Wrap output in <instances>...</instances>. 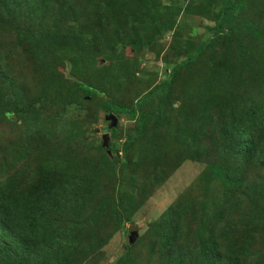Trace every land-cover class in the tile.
Listing matches in <instances>:
<instances>
[{
  "label": "rangeland",
  "instance_id": "374dc122",
  "mask_svg": "<svg viewBox=\"0 0 264 264\" xmlns=\"http://www.w3.org/2000/svg\"><path fill=\"white\" fill-rule=\"evenodd\" d=\"M225 3L0 0V189L95 185L46 264H264V0Z\"/></svg>",
  "mask_w": 264,
  "mask_h": 264
},
{
  "label": "trees",
  "instance_id": "16d2710c",
  "mask_svg": "<svg viewBox=\"0 0 264 264\" xmlns=\"http://www.w3.org/2000/svg\"><path fill=\"white\" fill-rule=\"evenodd\" d=\"M235 1L227 0L223 8L224 11L227 5L232 4L231 18L239 11ZM222 18L220 16L219 19ZM165 87L166 85L162 88L156 87L149 95L162 96ZM81 88L91 91L88 85H81ZM107 107L117 108L130 116L135 113L143 115L141 104L130 109L112 106L110 103H107ZM247 124L249 122H246L245 126ZM26 155L27 153H24L13 161L18 163ZM55 156L57 157L56 154ZM4 166L6 169L12 168L14 163L10 165L5 162ZM16 173L14 170L11 174L13 176ZM17 181L15 183L19 185ZM94 186L92 177L73 164V161L63 158L61 161L42 163L38 176L25 189L21 188L16 193L0 189V264H30L34 259L36 264L51 261L50 257H55L54 254L59 249L58 238L60 231H63L60 220L66 219L65 215L74 211L82 213L89 209L88 205L92 203V197L95 195ZM76 212L74 214H77ZM131 245L133 243L129 242V246ZM212 254L215 258V253Z\"/></svg>",
  "mask_w": 264,
  "mask_h": 264
},
{
  "label": "water",
  "instance_id": "95a60500",
  "mask_svg": "<svg viewBox=\"0 0 264 264\" xmlns=\"http://www.w3.org/2000/svg\"><path fill=\"white\" fill-rule=\"evenodd\" d=\"M105 119L107 121H109L108 128H112V127H115L117 125L118 118H117V116L115 114L107 113L105 115ZM102 138H103V145L107 146L108 145V140H109V134L108 133L103 134ZM129 231L131 233L130 237H129V241L132 244L135 241V239L137 238V236H138L137 227L132 226V227L129 228Z\"/></svg>",
  "mask_w": 264,
  "mask_h": 264
}]
</instances>
